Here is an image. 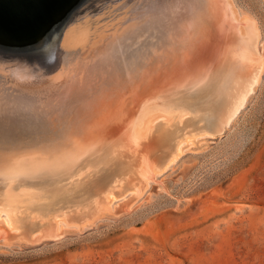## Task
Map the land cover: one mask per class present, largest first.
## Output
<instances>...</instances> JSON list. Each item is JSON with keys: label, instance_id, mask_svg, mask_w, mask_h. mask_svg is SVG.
<instances>
[{"label": "water", "instance_id": "95a60500", "mask_svg": "<svg viewBox=\"0 0 264 264\" xmlns=\"http://www.w3.org/2000/svg\"><path fill=\"white\" fill-rule=\"evenodd\" d=\"M258 38L226 0H0V244L60 236L223 133Z\"/></svg>", "mask_w": 264, "mask_h": 264}, {"label": "rangeland", "instance_id": "374dc122", "mask_svg": "<svg viewBox=\"0 0 264 264\" xmlns=\"http://www.w3.org/2000/svg\"><path fill=\"white\" fill-rule=\"evenodd\" d=\"M233 3L255 18L264 50V0ZM200 143L112 216L0 244V264H264V70L225 131Z\"/></svg>", "mask_w": 264, "mask_h": 264}, {"label": "bare ground", "instance_id": "6f19581e", "mask_svg": "<svg viewBox=\"0 0 264 264\" xmlns=\"http://www.w3.org/2000/svg\"><path fill=\"white\" fill-rule=\"evenodd\" d=\"M227 4H228V7H229V10L230 12L235 15L238 19H242L244 17L250 19L251 21H253L254 25H255V28L257 30V33H258V40H257V43H256V52H257V55L258 57L261 59V69H260V73L264 70V50L261 49V44L259 45V41H260V29H259V26L255 20L254 17L250 16V15H241L236 6L234 5L233 3V0H226ZM259 73V74H260ZM259 77V75H258ZM258 79V78H257ZM257 81V80H256ZM256 83V82H255ZM246 102V99L245 101L243 102V104ZM242 104V105H243ZM208 136H213V135H209V134H200V135H197V136H194V137H191V138H188L186 140H184L183 142L180 143V145L178 146V154L177 156L169 163L167 164L165 167H163L161 170H159L157 173H155L153 175V177L150 179V180H153L157 175L163 173L164 171H166L168 168H170L171 166H173L174 164H176L180 158L182 157L183 153L192 148V147H195V148H199L202 146V143H200L203 139H205L206 137ZM200 143V144H199ZM149 180V181H150ZM148 181V182H149ZM148 184V183H147ZM147 186V185H146ZM133 193V192H131ZM127 194V193H126ZM125 194V195H126ZM134 194V193H133ZM125 195H123L122 197L120 198H124ZM135 195V194H134ZM118 198V199H120ZM114 200L110 203L108 209L106 211H104L103 213H100V214H97L95 216H93L92 218L86 220L85 222L83 223H80V224H71V223H68L62 219H59L56 221V231L57 233L59 231H61V235L60 236H56V235H47V236H44L42 238H40L39 240L35 241V242H30V241H27L25 238L23 237H16L14 239H12L10 242H16L18 244H32V243H36L40 240H45V239H58L60 238L61 236H63L68 230L67 228L69 227H74L78 230H81L85 227H88L90 226L91 224H93L95 221H97L98 219L100 218H104V217H107V216H112L113 214H115L114 211H112V205L118 200ZM127 208V207H126ZM126 208H124L123 210H121V212H124L126 211Z\"/></svg>", "mask_w": 264, "mask_h": 264}]
</instances>
